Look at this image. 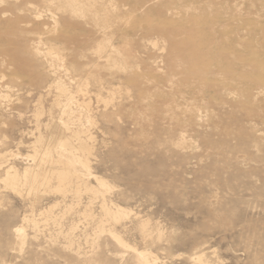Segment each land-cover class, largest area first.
Instances as JSON below:
<instances>
[{"label": "rangeland", "instance_id": "rangeland-1", "mask_svg": "<svg viewBox=\"0 0 264 264\" xmlns=\"http://www.w3.org/2000/svg\"><path fill=\"white\" fill-rule=\"evenodd\" d=\"M78 1L0 2V264H264V0Z\"/></svg>", "mask_w": 264, "mask_h": 264}, {"label": "bare ground", "instance_id": "bare-ground-1", "mask_svg": "<svg viewBox=\"0 0 264 264\" xmlns=\"http://www.w3.org/2000/svg\"><path fill=\"white\" fill-rule=\"evenodd\" d=\"M3 0H0V2H2ZM71 1V0H70ZM73 2V5L74 7L71 8L73 9L74 11H77V13H79L80 15L84 14V13H87V11L90 12L91 8H94V5H90L89 3H86V2H79L78 0H72ZM117 3V2H116ZM32 7V6H31ZM54 12L53 10H50L49 9V12ZM92 11V10H91ZM51 12V13H52ZM143 12V11H142ZM40 14V12H39ZM44 15V14H43ZM51 15V14H50ZM79 15V16H80ZM81 15V16H82ZM53 17V15H51ZM77 16V15H75ZM39 17V16H38ZM84 18V17H83ZM53 20V19H52ZM57 21V20H56ZM54 22V21H53ZM56 23V22H55ZM58 24V22H57ZM259 26V25H258ZM57 28V25L55 27V29ZM55 31V30H54ZM51 32V31H50ZM67 35V34H66ZM226 36V35H225ZM108 43H110V40L107 41ZM111 44V43H110ZM54 45L56 44H53V46L51 45V48L54 47ZM100 46V49L98 50H101V45L99 44ZM99 48V47H98ZM115 48V47H114ZM113 48V50H114ZM58 49V48H56ZM38 51V50H36ZM60 51V50H59ZM118 51V50H117ZM54 51H52L53 53ZM116 52V51H115ZM46 53V52H45ZM98 53V52H96ZM119 53V52H118ZM51 56V54H49ZM58 56V55H57ZM48 57V56H47ZM56 57V56H55ZM62 57V56H61ZM60 57V58H61ZM59 58V56H58ZM59 58V59H60ZM65 60V59H64ZM115 61V60H114ZM178 69V68H177ZM66 89V88H65ZM60 92H65L64 90V87H60L59 88ZM67 91V89H66ZM111 92V91H110ZM68 93V92H67ZM113 93V92H112ZM65 95V93H64ZM97 95V94H95ZM113 95V94H112ZM94 96V95H93ZM111 96V95H110ZM99 98V97H98ZM113 98V97H112ZM41 99V98H40ZM70 99V98H69ZM71 99H73L71 97ZM105 99V98H104ZM111 99V98H110ZM106 101V100H105ZM41 102V101H40ZM92 102V101H91ZM108 102V101H107ZM39 103V102H38ZM79 103V102H78ZM87 104V103H86ZM90 109V108H89ZM44 110V109H42ZM90 111V110H88ZM87 111V113H88ZM86 112V111H85ZM92 114V113H91ZM91 114H89L91 116ZM76 115V114H75ZM84 115V114H83ZM89 115H88V118H89ZM43 116V115H42ZM64 116V115H63ZM92 117V116H91ZM40 118V117H39ZM93 118V117H92ZM91 118V120H92ZM95 118V117H94ZM93 118V119H94ZM36 119V118H35ZM79 119V118H78ZM89 120V119H88ZM55 121V120H54ZM83 121V120H82ZM79 122V121H78ZM97 123V122H96ZM70 124V123H69ZM66 125V124H65ZM74 125V124H72ZM82 126V125H81ZM74 132V131H73ZM70 133V132H69ZM82 132H74L71 134L70 137H64L62 139H60V144L61 146L63 147V150H65L67 152V155L69 154V160L72 161L71 163H73L74 161L76 162H79L80 164H82L86 170L89 171L90 169V165H89V161L87 159V156L90 155L91 153V146L87 145V142L92 140V136L90 135H87V136H84L81 134ZM95 137V136H94ZM47 139V138H46ZM54 139V138H53ZM50 141V140H49ZM73 141L75 142V144L73 143ZM35 142V141H34ZM94 142V141H93ZM43 143V142H42ZM33 145V144H32ZM60 146V145H59ZM53 148V147H52ZM60 148V147H59ZM44 151V150H43ZM45 152V151H44ZM38 153L37 150H36V153L35 155L32 157L33 159H35L37 156H38ZM43 154V153H42ZM52 154V153H51ZM47 155L50 156V152L48 151L47 152ZM65 155V156H67ZM41 156V155H40ZM44 156V154H43ZM64 156V155H63ZM70 156H72V158H70ZM42 158V156L40 157ZM52 158V156H51ZM68 158V157H67ZM50 159V158H49ZM38 160H42V159H38ZM52 160V159H51ZM74 160V161H73ZM32 161V160H31ZM54 161V160H53ZM62 160H59L57 161V163H62L61 162ZM52 162V161H51ZM65 162V161H64ZM50 163V162H49ZM37 164V163H36ZM40 166V165H39ZM42 168V167H41ZM65 168V167H64ZM64 168H61V169H56V170H51V172H47L44 174V176H39L38 173H36L37 171H33L31 168H26L24 172H21L19 173V171H17L14 167H9V169L6 171V174L4 179H6V181H11L13 184L14 187H17V185L19 183L22 184V186H25L27 181H28V177L31 176L33 179H34V182L31 184V188L30 190H33L35 189V186L36 185H45L46 183H49L51 179L53 178H58L59 179V184L55 187V190L59 193H62V194H66L69 193V189L72 187V185L74 184L75 185V189H74V193H76L77 195H80L82 190H81V187L83 185V183L80 182L79 178L80 177H77V173L76 171L74 172H71L69 169H64ZM44 169V168H42ZM36 170V169H35ZM45 170V169H44ZM73 170V169H72ZM93 174V173H92ZM90 176V175H89ZM97 182L102 185V186H105L106 185V181H104L102 178H99V177H95ZM77 180V181H76ZM35 185V186H34ZM12 186V187H13ZM20 186V185H19ZM88 186V185H87ZM86 187V186H85ZM89 187V186H88ZM28 188V187H27ZM38 189V188H37ZM86 190V189H85ZM87 190L89 191L90 189L87 188ZM29 191V190H28ZM42 192V191H41ZM97 193V191H95ZM106 197V196H105ZM60 203V202H59ZM58 204V203H57ZM58 206V205H56ZM69 206V205H68ZM54 207V206H53ZM52 207V208H53ZM103 208L104 210L106 211V213L108 214L109 217H111L112 220H114L115 222H119L123 217L127 216V213L121 208L119 207H115L114 209H111V208H108L106 203L103 204ZM66 209V208H65ZM56 210V209H55ZM49 216V215H48ZM26 218V217H25ZM53 218V217H52ZM56 220V219H54ZM66 220V219H65ZM24 221H26L24 219ZM81 225V224H80ZM37 228V227H36ZM99 229H102V231H104V228L101 227ZM65 230V229H64ZM114 237L116 239H118L119 243L122 245V246H127L126 243L124 242L123 239L119 238L118 236H116L112 231H110ZM70 235H67V240L69 241L70 243V247L74 246V241L71 240V238L69 237ZM88 242V241H87ZM140 257L142 258L144 264H148L147 262V258L144 253H139ZM200 258V257H199ZM202 259V258H201ZM149 260V259H148ZM199 261H201L199 259ZM151 262V261H150ZM143 264V263H141Z\"/></svg>", "mask_w": 264, "mask_h": 264}]
</instances>
